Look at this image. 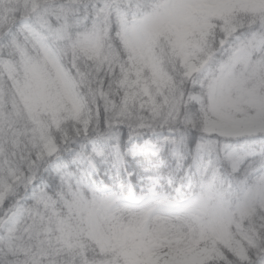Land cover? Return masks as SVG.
<instances>
[{
    "label": "snow or ice",
    "instance_id": "snow-or-ice-1",
    "mask_svg": "<svg viewBox=\"0 0 264 264\" xmlns=\"http://www.w3.org/2000/svg\"><path fill=\"white\" fill-rule=\"evenodd\" d=\"M0 264H264V0H0Z\"/></svg>",
    "mask_w": 264,
    "mask_h": 264
}]
</instances>
